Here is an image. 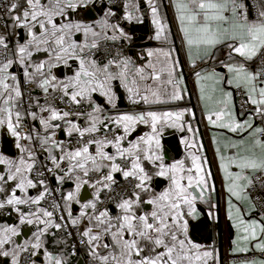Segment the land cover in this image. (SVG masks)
<instances>
[{
  "label": "snow or ice",
  "instance_id": "1",
  "mask_svg": "<svg viewBox=\"0 0 264 264\" xmlns=\"http://www.w3.org/2000/svg\"><path fill=\"white\" fill-rule=\"evenodd\" d=\"M5 135L0 264H220L217 183L231 253L264 264V0H3Z\"/></svg>",
  "mask_w": 264,
  "mask_h": 264
},
{
  "label": "crops",
  "instance_id": "2",
  "mask_svg": "<svg viewBox=\"0 0 264 264\" xmlns=\"http://www.w3.org/2000/svg\"><path fill=\"white\" fill-rule=\"evenodd\" d=\"M163 3L167 6L168 0H163ZM169 16H171V13L169 12ZM138 26V28H136ZM127 27V25H126ZM132 28L135 30V42L136 45L139 46H155L154 41H149L148 40V35L151 32L150 28V22L145 21L144 25H133ZM185 75L187 76V72H185ZM188 89L189 93L191 94L190 96H186L184 99V103L189 104L191 107L194 108V110L197 109V99H198V93L195 92V80L194 77H191L188 79L187 84L184 86ZM196 119L199 121L200 120V111L196 110ZM191 117H189L190 119ZM205 125L206 121L204 124L197 125L196 127L199 128V131L201 135L203 136V140L201 143H203L205 149H206V155L209 160L213 159V150L211 149V131H205ZM143 128V126H141ZM180 133H176L172 129H167L165 132V135L163 137L162 143L164 144L165 148L174 151L175 153L179 155H183V148L179 145V137ZM8 140V137L5 135L3 137H0V147H6V141ZM221 189L219 186V183H217V197L216 200L218 203L221 205V211L219 214L220 217V222H221V248H222V256L223 259L220 261V264H241L243 260H233L231 257L234 255H240V254H245L243 252H237L235 254L231 253L230 251V237H234L235 233L233 230L230 228V222L226 220V216L224 213V208L226 207V202L221 199ZM199 208L204 209V213L200 218V221H192V224L199 225L201 221L204 220L207 209L204 208L203 205H199ZM9 219L7 217H2L0 218V222H3V220ZM203 231V228H194L193 230V235L196 236L197 240L201 243H204L206 238L203 235H200V233ZM213 235L216 237V248L219 254V242H218V235L217 231L215 230L213 232ZM208 243H211V240H207ZM252 253V252H249ZM247 253V254H249ZM220 260V259H219Z\"/></svg>",
  "mask_w": 264,
  "mask_h": 264
},
{
  "label": "water",
  "instance_id": "3",
  "mask_svg": "<svg viewBox=\"0 0 264 264\" xmlns=\"http://www.w3.org/2000/svg\"><path fill=\"white\" fill-rule=\"evenodd\" d=\"M136 28H138V26ZM121 107L122 108L124 107V104L123 103L121 104ZM216 231H217L218 242H219V259H220V261H222L223 256H222V248H221V237L222 236H221V222H220V217H219V226L216 229Z\"/></svg>",
  "mask_w": 264,
  "mask_h": 264
},
{
  "label": "built area",
  "instance_id": "4",
  "mask_svg": "<svg viewBox=\"0 0 264 264\" xmlns=\"http://www.w3.org/2000/svg\"><path fill=\"white\" fill-rule=\"evenodd\" d=\"M0 3H3V0H0ZM238 105H239V102L237 101V107H238ZM253 255V253H249V254H240V255H234V256H232L231 258L233 259V260H244V259H246V258H248V257H251ZM258 255V254H257Z\"/></svg>",
  "mask_w": 264,
  "mask_h": 264
}]
</instances>
